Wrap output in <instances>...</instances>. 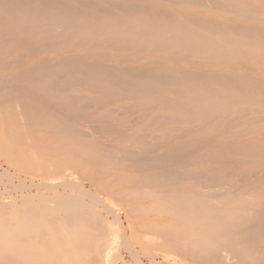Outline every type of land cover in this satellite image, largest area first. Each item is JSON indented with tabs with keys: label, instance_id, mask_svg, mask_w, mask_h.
<instances>
[{
	"label": "bare ground",
	"instance_id": "bare-ground-1",
	"mask_svg": "<svg viewBox=\"0 0 264 264\" xmlns=\"http://www.w3.org/2000/svg\"><path fill=\"white\" fill-rule=\"evenodd\" d=\"M0 160V264L264 262V0H0Z\"/></svg>",
	"mask_w": 264,
	"mask_h": 264
},
{
	"label": "rangeland",
	"instance_id": "rangeland-1",
	"mask_svg": "<svg viewBox=\"0 0 264 264\" xmlns=\"http://www.w3.org/2000/svg\"><path fill=\"white\" fill-rule=\"evenodd\" d=\"M64 88V87H63ZM55 111H57L56 110V108L54 107L53 108ZM87 111H89V110H87ZM90 112V111H89ZM91 112H93L92 110H91ZM127 131H131V130H128L127 129ZM94 136H96L98 139H100L99 137H107V134H103L102 133V135L101 136H99V134H96V133H94L93 134ZM111 138V137H110ZM110 138H108L107 137V139H110ZM111 140V139H110ZM112 140H114V139H112ZM113 143H115V144H117V143H119V142H113ZM120 144V143H119ZM155 151V150H154ZM141 152V151H140ZM147 155H149V154H143V156L145 157V156H147ZM157 155H160L158 152L157 153H155L154 152V154H153V156H157ZM18 160H21L20 158L18 159ZM24 160V159H23ZM22 160V163L24 162ZM16 163H19V161L18 162H16ZM15 163V165H17L18 166V164H16ZM25 163V162H24ZM24 163H23V165H21V163H19V167H16V169H15V167H14V169H13V167L11 166V168H10V166H7V164L6 163H4L2 160H0V164L1 165H3L1 168H0V172L2 173V171H4V170H7L8 172H7V176H5L4 178H3V180H2V182H4V183H1L0 182V195H1V197H0V205L2 204L3 206H5L6 204H3V203H8V205H10L11 203H9V202H12V201H16V203H20V196L21 195H29V196H32V195H35L36 193H40V192H43L44 191V189L41 187H38V189L36 188V190L33 188V187H30V185H31V179H32V181H33V183L35 182V184L37 185V184H39L40 182H41V178L40 177H38V176H32V174H31V172H33L31 169H28L27 167H25L24 166ZM14 164V163H13ZM88 165H90V164H88ZM14 166V165H13ZM189 166V167H188ZM187 166V168L185 167H183V168H181V169H178L177 168V170H178V172H177V170H176V174L178 175V173L180 174V173H182L183 174V172H185V170L184 169H186V171L187 170H192V171H194L193 170V168H198V166H200V165H195L194 166V164H192V169L190 168L191 167V165H188ZM207 167H208V165H206ZM205 165H203V169H206L205 167H206ZM210 166V165H209ZM89 167V166H88ZM90 167H92V166H90ZM200 167V168H201ZM211 167H213V166H211ZM210 167V168H211ZM19 168V169H18ZM180 168V167H179ZM190 168V169H189ZM199 168V170L197 169V171L199 172V174H200V172H202L203 174L204 173H206V172H203L204 170L202 169V171H200L201 169ZM214 168V167H213ZM182 169L184 170V171H182ZM2 170V171H1ZM19 171V172H17V171ZM27 170H31L30 172L28 171L27 172ZM174 171V170H173ZM197 171H195V172H197ZM206 171H207V174L209 175L210 173H208V170L206 169ZM187 172H189V171H187ZM194 172V173H195ZM8 173H11L12 175L10 176V174H8ZM18 173V174H17ZM28 173V174H27ZM29 173H30V175H29ZM190 173V172H189ZM189 173H187V174H189ZM227 173V172H226ZM225 173V174H226ZM176 174L174 175V173H172V172H170L169 173V175H170V177L168 176V175H166V176H168V177H166V179H162L163 181H165V182H168V184H170V183H173V182H176L175 180H177L178 181V179L176 178L177 176H176ZM198 174V173H197ZM196 174V175H197ZM198 174V175H199ZM230 174V173H229ZM229 174H227V176L226 177H224L225 179H223V180H221L220 182H221V184H223L224 183V185L223 186H225V188L227 187H230V184L232 183V181H230V180H232L233 178L230 176V178H229ZM16 175H18L19 176V178L18 177H16ZM33 175H35L34 173H33ZM171 175H174L173 177L171 176ZM184 175H186L185 173H184ZM211 175V174H210ZM212 175H213V173H212ZM13 176V177H12ZM32 176V177H31ZM183 176V175H182ZM214 176H215V173H214ZM6 177H11V178H7V179H5ZM26 177V178H25ZM178 177H180V175H178ZM240 177V176H239ZM264 177V176H263ZM16 178H18V179H16ZM34 178V179H33ZM168 178V179H167ZM171 178H173V179H171ZM175 178V179H174ZM241 178V177H240ZM10 179H12V180H10ZM29 179V180H28ZM171 179V180H170ZM229 179V180H228ZM8 180V183L10 184H7V181ZM10 180V181H9ZM238 180H240L239 178H238ZM173 181V182H172ZM216 181V182H215ZM214 182H211V184L213 185H215V183L217 184V181L218 180H215ZM227 183H226V182ZM241 181V180H240ZM240 181H235V182H233V183H235V185L237 184V185H239V184H241V182ZM220 182L218 183V184H220ZM238 182V183H237ZM260 182V181H259ZM263 181H261V183H262ZM20 183V184H19ZM260 183V184H261ZM14 184V185H13ZM34 184V185H35ZM217 184V185H218ZM259 184V183H258ZM257 184V185H258ZM259 184V187H261V185L263 186V184H264V182L260 185ZM19 187V188H18ZM16 190H15V189ZM239 188V187H238ZM6 189L7 190H11V192H8L7 194H6ZM15 192H14V191ZM19 190V191H18ZM34 190H35V192H34ZM213 190H216L215 189V186H214V189H212V191ZM4 191V192H3ZM1 192H3V193H1ZM235 192L236 193H238L237 192V189L235 190ZM263 192V191H262ZM19 193H20V196H19ZM4 194V195H3ZM233 194V193H232ZM264 194V193H263ZM9 195V196H8ZM3 196V197H2ZM234 197L236 196V195H233ZM13 197V198H12ZM6 198V199H5ZM12 199V200H11ZM14 199V200H13ZM18 199H19V201H18ZM9 202H8V201ZM1 205V206H2ZM118 211H119V208H118ZM110 217H112L111 215L110 216H108V218L109 219H111L112 220V218H110ZM120 217H121V222H122V226H123V228H124V230L126 231V238L128 239V241H130V245H132V246H130V248L129 247H126V246H124V245H122V243L119 241L120 240V238H117V240H118V242H120V243H118L117 241H116V243L118 244V246L116 245V243H114L112 246L114 247V246H116V247H112V251H113V253H118L117 255H118V257L116 258H113L112 260H111V264H196V263H198V261L199 260H194V262H192V261H189L188 262V258L189 257H184L183 255V257L181 256V254L179 253V252H177V251H172V252H175V254L176 255H173L171 252L170 253H168L167 252V249H164V248H157L156 247V249L155 248H150V247H148V248H146L145 247V245H143L141 242V245H140V243H133L132 242V240H133V237L131 236L132 234H131V226L132 227H134L135 228V226H134V219L132 218V219H130V220H126V218H124V215L122 214V212H120ZM125 219V220H124ZM129 221H130V223H129ZM134 222V223H133ZM129 223V224H128ZM131 224H133V225H131ZM136 230V229H135ZM136 231H138V230H136ZM129 233V234H128ZM128 235V236H127ZM148 238V237H147ZM134 241V240H133ZM137 241V240H136ZM160 241V240H159ZM135 244V245H134ZM122 247H121V246ZM125 247V248H124ZM142 247V248H141ZM127 248H129V249H127ZM150 248V249H149ZM130 253H129V252ZM168 251H170V250H168ZM167 252V253H166ZM116 254H115V256H116ZM135 254V255H134ZM180 254V255H179ZM120 255V256H119ZM181 256L180 257V259L178 260V258H179V256ZM181 258H183L185 261H187V262H185L184 260H182ZM186 258V259H185ZM153 259V260H152ZM191 259V258H190ZM136 260V261H135ZM182 260V261H181ZM155 262V263H154ZM183 262H185V263H183ZM190 262H192V263H190ZM202 262L203 261H199V263L198 264H202ZM235 262H237L236 260H235ZM234 263V262H233ZM204 264V263H203ZM206 264V263H205ZM260 264H264V262H261Z\"/></svg>",
	"mask_w": 264,
	"mask_h": 264
}]
</instances>
